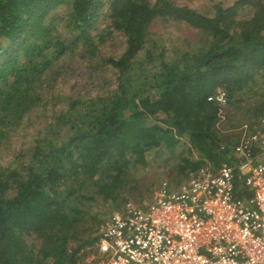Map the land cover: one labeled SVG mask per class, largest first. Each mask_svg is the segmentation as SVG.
<instances>
[{
    "label": "trees",
    "instance_id": "trees-1",
    "mask_svg": "<svg viewBox=\"0 0 264 264\" xmlns=\"http://www.w3.org/2000/svg\"><path fill=\"white\" fill-rule=\"evenodd\" d=\"M67 1L0 0V150L11 130L43 114L26 153L0 166V264L81 263L100 233L91 237V220L101 221L89 202L116 201L147 152L166 148L187 178L218 166L220 146L264 117V0L210 12L174 0H69L66 40L45 22ZM157 21L197 37L162 45L150 30ZM115 33L123 50L103 54ZM80 68L94 93L63 92ZM218 90L227 95L222 120L208 100Z\"/></svg>",
    "mask_w": 264,
    "mask_h": 264
},
{
    "label": "built area",
    "instance_id": "built-area-1",
    "mask_svg": "<svg viewBox=\"0 0 264 264\" xmlns=\"http://www.w3.org/2000/svg\"><path fill=\"white\" fill-rule=\"evenodd\" d=\"M208 100L224 119L226 92ZM239 130L237 143L220 146L218 166L112 212L83 264H264V117Z\"/></svg>",
    "mask_w": 264,
    "mask_h": 264
},
{
    "label": "rangeland",
    "instance_id": "rangeland-1",
    "mask_svg": "<svg viewBox=\"0 0 264 264\" xmlns=\"http://www.w3.org/2000/svg\"><path fill=\"white\" fill-rule=\"evenodd\" d=\"M153 1V0H151ZM178 4L188 5L193 8H196L202 12H210L212 10V5L214 3H221L224 6L231 5L235 0H174ZM105 7L102 8V12L106 10ZM71 3L68 0L67 2L61 4L57 8L53 9L48 16L46 17V26L53 31V35L57 34L61 38L69 40L71 39V28L69 26L70 18L69 13L71 11ZM102 19V18H101ZM68 20V21H67ZM67 22V24H66ZM107 23H99V27L103 28ZM152 34V39L163 45L166 42L169 43V46L172 47L174 44L178 47L185 48L187 40H195L197 35L195 30L191 29L188 25L184 23H175V22H154L150 26ZM124 48V39L119 34H114L112 38H106L105 43L101 46V51L105 55L109 54H119ZM82 71V68H80ZM76 78L69 77L66 82L61 83V90L67 94L72 92L84 93L88 89H91L92 94L94 93V88L90 86L89 82L85 79L87 71H82ZM108 81L111 80V87L114 86L113 75L110 71L107 73ZM107 81V82H108ZM245 101L243 102V104ZM39 114H42L39 112ZM32 115L30 121H24L20 126L15 130H11L8 134V137L5 139L3 147L0 150V166L7 167L9 165H14L17 163L16 158H20V154H25L28 147L33 142V136L36 130L43 125V114ZM153 120L148 117L147 123H152ZM237 133H240L239 128L236 129ZM147 165L138 166L135 170L134 177L135 180L132 182V187L126 188L125 191L121 193L116 201L108 200L105 203L100 199L89 202L92 203L89 213L99 221V224H96L94 220H91L94 225L93 229H96L91 233V237L97 236L98 233L103 228L107 217L114 211L122 210L126 203L131 202L137 205H145L153 199L155 192L158 188L164 183L173 188H179L187 183L188 177L180 175L177 173V169L174 167L175 158L170 154L166 148H155L147 152ZM25 158V155L22 159ZM214 167L213 164L210 165ZM97 176V175H96ZM95 176V177H96ZM84 204L87 201L83 202ZM88 203V204H89ZM94 244L91 246L85 247L81 250L80 256L84 255L81 263L83 264L85 258L93 250Z\"/></svg>",
    "mask_w": 264,
    "mask_h": 264
}]
</instances>
